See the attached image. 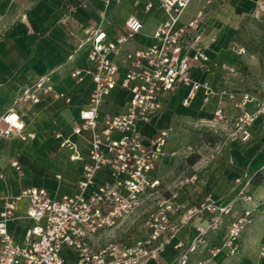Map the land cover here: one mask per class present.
I'll return each instance as SVG.
<instances>
[{
  "label": "built area",
  "instance_id": "built-area-1",
  "mask_svg": "<svg viewBox=\"0 0 264 264\" xmlns=\"http://www.w3.org/2000/svg\"><path fill=\"white\" fill-rule=\"evenodd\" d=\"M108 4L109 0H101ZM145 13L162 9L168 17L156 29L153 41L141 48H130L144 27L143 20L130 16L125 31L107 30L102 24L83 36L74 30L77 47L68 56L85 52L87 64L75 67L71 77L83 81L90 76L93 88L88 105L81 110L75 134L83 129L94 131L78 188L73 193L54 197L44 186L25 187L16 196H4L0 212V264H142L157 260L169 248L175 251L173 264H207L202 253L234 256L241 249L245 228L253 220L254 194L248 184L238 195L223 201L209 194L199 205H186L182 198L184 186L193 184L197 176L184 179L167 196L161 195L164 181L156 168L169 153L166 149L169 130L161 129L147 138L142 126L159 115L163 99L180 87H189L183 100L188 105L196 91L204 89L207 97L218 95L217 107L210 120L201 121L212 128L223 127L232 140H248L250 126L264 112V101L249 92L223 88L215 90L211 83L195 81L192 69L205 66L210 57L200 28L203 11L189 23L177 26L179 17L191 0H136ZM264 14V0H258L254 15ZM116 55L117 59L114 58ZM124 76L120 81L121 69ZM52 71L23 87L0 114V136L32 140L36 132L26 131L25 116L31 107L54 92ZM120 84L131 93L124 111L106 113L100 120L101 106ZM57 96H64L57 94ZM71 102L70 97H66ZM256 102L255 112L247 110ZM229 103L238 115L227 113ZM60 147L72 151L71 160L82 159L78 147L62 133L56 134ZM12 165L21 170V164ZM106 178L101 181L97 176ZM240 179H237L239 182ZM154 201L144 223V237L127 244L108 241L107 231L131 214ZM25 201L26 208H21ZM255 205V206H254ZM23 223L24 236L18 239L11 224ZM195 224V234L187 237V229ZM222 231L220 238L211 235Z\"/></svg>",
  "mask_w": 264,
  "mask_h": 264
},
{
  "label": "crops",
  "instance_id": "crops-1",
  "mask_svg": "<svg viewBox=\"0 0 264 264\" xmlns=\"http://www.w3.org/2000/svg\"><path fill=\"white\" fill-rule=\"evenodd\" d=\"M130 1L136 2L109 0L106 4L101 0H0V33L3 34L0 39V114L7 109L18 91L42 74L52 71L54 87V92L31 107L25 116L26 131L36 132L35 139L0 136V212L3 207L2 198L16 196L25 187L44 186L54 197L77 190L94 131L83 129L81 134H75V127L81 121V110L89 103L93 82L90 76L80 82L71 77L75 67L87 64L85 52L76 54L73 60L68 59L76 49L78 40L71 35V31L83 36L89 29L102 24L107 30L122 32L125 31L126 20L136 16L143 20L144 27L128 47L149 45L156 29L168 15L159 8L149 13L142 10L128 14L121 6ZM205 1L191 0L180 15L177 26L194 19ZM206 18L202 16L200 28L204 32L203 42L209 46L207 52L211 61L219 52V38L214 37L206 28ZM114 58L117 59L116 55ZM208 73L206 66L195 65L192 78L198 82L208 80L215 90L222 89L212 84ZM123 76L122 68L120 81ZM56 93L64 96H57ZM188 94L189 87L185 86L168 94L163 99L161 113L142 126V132L147 138L161 129L172 131L173 128L174 133L170 134L166 147L169 155L159 163L155 171L162 180L167 177L164 166L171 156V138L181 133V124L191 123L195 119L210 120L217 107V94L207 97L205 90L199 89L190 98L189 104L185 105L183 100ZM66 97H70L71 102H67ZM130 97V91L118 84L101 106L99 119L102 120L106 113L124 111ZM246 108L250 112L256 111V102H250ZM236 111L229 103L228 115L234 117ZM250 131L251 137L248 140H228L220 160L219 180L212 193L215 198L228 201L234 199L249 181L248 190L256 200L253 220L242 234L241 249L236 256H230L228 260H225L224 255L211 258L207 264H264V114L256 118ZM58 132L76 143L82 159L71 160L72 151L60 147L56 136ZM13 161L21 164V170L12 165ZM257 173H261L262 177L256 179L259 182L254 185L253 177ZM206 174L203 173V176L206 177ZM104 178L106 176L102 173L97 176L98 181ZM237 179L240 181L237 182ZM21 208H26L25 201L21 202ZM16 224L12 223L11 229L16 238L22 239L23 223ZM102 244L107 245L108 239H104ZM151 261L155 260L148 262Z\"/></svg>",
  "mask_w": 264,
  "mask_h": 264
},
{
  "label": "rangeland",
  "instance_id": "rangeland-1",
  "mask_svg": "<svg viewBox=\"0 0 264 264\" xmlns=\"http://www.w3.org/2000/svg\"><path fill=\"white\" fill-rule=\"evenodd\" d=\"M257 1L206 0L201 10L203 16H207L206 28L214 37L219 38L218 54L205 65L212 84L222 89L224 87L249 92L258 100L264 101V14L259 17L254 15ZM121 8H125L128 14L142 11L141 4L137 1H130ZM2 38L3 34L0 33V39ZM262 114L264 112L258 114V117ZM169 133H174L173 128ZM229 139L222 126L212 128L196 119L191 123L181 124V133L171 138L172 151L165 169L163 168L167 177L163 178L161 195L167 196L170 190L178 187L181 180L192 176H197L196 182L184 186L182 192L186 205H199L209 194L213 195L212 190L219 180L220 160ZM203 173H207V176H203ZM154 204L153 200L150 201L147 206L107 231L108 241L131 244L142 239L146 234L145 219ZM194 225L188 227L187 237L195 234ZM221 234L222 231L219 230L211 238L218 239ZM201 255L208 261L222 256L211 257L208 250ZM175 256V251L169 248L157 260H147L142 264H173ZM224 258L228 260L230 257Z\"/></svg>",
  "mask_w": 264,
  "mask_h": 264
},
{
  "label": "trees",
  "instance_id": "trees-1",
  "mask_svg": "<svg viewBox=\"0 0 264 264\" xmlns=\"http://www.w3.org/2000/svg\"><path fill=\"white\" fill-rule=\"evenodd\" d=\"M262 177V174L261 173H257V174H255V176L253 177V183H254V185H257L258 184V180H256V179H260Z\"/></svg>",
  "mask_w": 264,
  "mask_h": 264
}]
</instances>
